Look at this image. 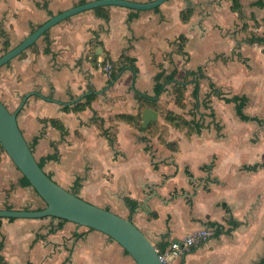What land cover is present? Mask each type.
I'll return each instance as SVG.
<instances>
[{
    "label": "crops",
    "instance_id": "crops-1",
    "mask_svg": "<svg viewBox=\"0 0 264 264\" xmlns=\"http://www.w3.org/2000/svg\"><path fill=\"white\" fill-rule=\"evenodd\" d=\"M81 1L0 0V49ZM233 1L98 6L54 24L0 66V100L17 110L35 158L59 185L129 217L158 249L211 230L171 264L264 258V166L245 168L264 163V44L250 41L264 35V0H237V8ZM105 59L114 79L96 65ZM198 68L204 76L195 99L189 72ZM160 72L173 79L156 81ZM210 84L219 96L206 97ZM86 95L88 104L74 107ZM232 95L244 97V113L256 119H241L224 101ZM147 107L157 116L143 128ZM21 178L0 148V208L42 200ZM0 256L4 264H135L108 235L51 216L0 218Z\"/></svg>",
    "mask_w": 264,
    "mask_h": 264
},
{
    "label": "water",
    "instance_id": "water-1",
    "mask_svg": "<svg viewBox=\"0 0 264 264\" xmlns=\"http://www.w3.org/2000/svg\"><path fill=\"white\" fill-rule=\"evenodd\" d=\"M165 0L136 2L130 0H90L51 15L26 35L19 43L0 54V66L18 56L33 44L45 31L61 20L78 12L105 5H121L135 9H150ZM30 93L22 97L19 107ZM157 113L147 107L142 113L141 126L147 127ZM0 145L24 175L45 205L39 209L0 208V218L57 217L100 231L117 243L131 256L135 264H164L157 247L129 218L102 206L91 203L59 185L38 164L28 142L17 123V110L11 111L0 100Z\"/></svg>",
    "mask_w": 264,
    "mask_h": 264
},
{
    "label": "trees",
    "instance_id": "trees-1",
    "mask_svg": "<svg viewBox=\"0 0 264 264\" xmlns=\"http://www.w3.org/2000/svg\"><path fill=\"white\" fill-rule=\"evenodd\" d=\"M84 1L85 0H82L81 2L83 3ZM238 6H239L238 1L237 0H234L233 1V7L234 8H237ZM98 9H100V7L95 8V10H97V11H98ZM189 13H190L189 11H183L181 13L182 19H187ZM104 17H107V16L104 15ZM250 41L251 42H261V43L264 44V35L263 36L254 35V36H252L250 38ZM2 45H3V49L2 50L6 51L8 49L7 47L9 46L8 40L3 41ZM189 75H191L192 78H193L194 88H193V91H192V95L196 99V98H198V80L200 78H202L204 76V74L202 73L201 68H198L195 71L189 72ZM115 76H116V73L114 71H112V73L110 74L111 79H114ZM162 77L165 80H167V81H170V80L173 79V75H164L163 72H160V73H158V74L155 75V80L157 81V80H159ZM185 83H187L186 79H184L182 85L184 86ZM160 91H161V86L156 84L155 87H154L155 94L156 95L159 94ZM212 94L219 96L221 93H220V91L213 84H210V91L207 93L206 97L208 98ZM90 98H91L90 95H86L85 96L86 103H79L78 102V103H75L74 104V107H76V108H82L85 104H88L87 102H89ZM181 99H182V90H181V88H178L177 91H176V100H177L178 103H181ZM224 101L225 102H234L235 103V112H236L237 115L240 116L241 119H243V120L256 119V118L250 117V116H248L247 114L244 113V111H243V107L245 105V98L244 97H240L238 95H232L231 97H225L224 98ZM196 106H198V102H196L195 107ZM63 108H64V110H67L69 108V106L65 105ZM208 108H210V114L213 115V110L211 109V107H208ZM168 116L170 117L171 115H168ZM127 118H130V117H127ZM172 119H174V117ZM192 124H193V126H194V128L196 130H199L200 124L198 122H193L192 121ZM140 128H141V126H140ZM29 146H30V148L32 150V146L31 145H29ZM0 148H1V145H0ZM38 164L41 166V161H38ZM258 166H264V163H255L253 165L246 166L245 168L246 169L255 170ZM20 183L22 185H30L28 179L24 175H22V178L20 180ZM73 193H76V192L74 191ZM126 202L131 205L130 211H133V208H134V205H135L134 204V201H132L130 199H126ZM41 207H37V209H39ZM9 219H14V218H9ZM63 221H65V219H63ZM0 264H4L2 262L1 256H0ZM258 264H264V258Z\"/></svg>",
    "mask_w": 264,
    "mask_h": 264
},
{
    "label": "built area",
    "instance_id": "built-area-1",
    "mask_svg": "<svg viewBox=\"0 0 264 264\" xmlns=\"http://www.w3.org/2000/svg\"><path fill=\"white\" fill-rule=\"evenodd\" d=\"M96 65L108 75L113 71V64L108 59L98 60ZM211 233V230L208 228H202L188 233L180 239L172 240L165 249L157 248L162 262L164 264H171V258L183 254L197 242L206 241Z\"/></svg>",
    "mask_w": 264,
    "mask_h": 264
},
{
    "label": "rangeland",
    "instance_id": "rangeland-1",
    "mask_svg": "<svg viewBox=\"0 0 264 264\" xmlns=\"http://www.w3.org/2000/svg\"><path fill=\"white\" fill-rule=\"evenodd\" d=\"M10 46H12V44L9 43V46L7 48H10ZM3 52H4V50L0 49V54H2ZM0 95H1L2 99L5 97L4 94L1 92V88H0ZM4 100H6V99H4ZM35 195H37V194L35 193ZM44 205H45V203L42 200L38 199V204H35V203L31 202L30 205L27 208L28 209H35L37 207H41V206L43 207Z\"/></svg>",
    "mask_w": 264,
    "mask_h": 264
}]
</instances>
